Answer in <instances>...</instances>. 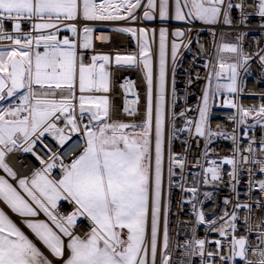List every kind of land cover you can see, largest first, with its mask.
Listing matches in <instances>:
<instances>
[{
  "label": "snow or ice",
  "instance_id": "obj_1",
  "mask_svg": "<svg viewBox=\"0 0 264 264\" xmlns=\"http://www.w3.org/2000/svg\"><path fill=\"white\" fill-rule=\"evenodd\" d=\"M250 15L264 20V0H0V264H194V257L199 264H264V178L256 179L257 173L264 177V102L238 103L252 62L264 79V48L245 51V32L236 33L234 42L223 31L216 39L217 26L247 27ZM157 19L158 29L133 26ZM173 21L181 26L172 28ZM197 22L213 37L210 48L199 42L198 32L192 39ZM98 31L129 36L135 50H98ZM193 43L191 63L205 57V75L196 73L205 83L194 109L177 110L181 49L190 52ZM113 66L139 70L143 111L135 81L126 77L120 84L123 106L116 109L109 95ZM184 71L188 88L192 73ZM216 107L233 110L226 118L235 125L232 132L212 129ZM181 136L186 138L177 153ZM216 138L231 141V155L209 159ZM194 139L202 141L196 171L187 169ZM28 156L35 162H21L19 170L13 161ZM225 183L232 195L224 197L226 211L217 215L215 194ZM206 187L212 191H201ZM174 189L180 191L175 214ZM208 201L211 212L204 211ZM185 206L188 219L173 225L171 217ZM81 218L87 227L77 231ZM241 223L244 234H238Z\"/></svg>",
  "mask_w": 264,
  "mask_h": 264
},
{
  "label": "built area",
  "instance_id": "obj_2",
  "mask_svg": "<svg viewBox=\"0 0 264 264\" xmlns=\"http://www.w3.org/2000/svg\"><path fill=\"white\" fill-rule=\"evenodd\" d=\"M234 3H238L239 0H233ZM246 11L252 12L253 9L249 7L247 4L245 5ZM239 14L234 12L233 13V19L236 21H239ZM247 27H244L243 25H239L238 23L233 24L231 27L220 25L216 28V39L219 40L220 38V32L223 31L229 35L225 37L226 41H235V35L238 32H245L246 36L244 37L243 47L245 51L248 52H255L257 49V46L264 48V28H261L260 25L264 23V20L260 18L257 15H250L248 17V20L246 21ZM135 27H145L150 29L156 28L158 29L161 24L159 23L158 19L151 22H143L140 24L133 25ZM177 26H181L180 24H176L174 22H171V27L175 28ZM105 27H111V25H106ZM197 32L199 33L198 39L199 42L202 44H205V47L210 48L212 46V39L213 37L209 33L206 26L200 25L198 22L193 29L192 33V39L195 41L197 39ZM151 39V36L149 37ZM157 39H158V32H157ZM95 43L97 45V49L104 51V52H111L112 55H115L117 52L121 54H126L127 52L135 50V42L130 41L129 36L120 34V33H113L109 31L104 32H96L95 34ZM192 51H186L184 49H181L180 54V67L177 70L176 73V88H177V95L178 97H181V99L177 100V110L181 106H187L191 108H195L198 103V97L201 93V88L203 87L205 81L203 79H196V73L199 72L200 77H203L205 75V72L202 68L203 59L205 57H197L195 61V66L192 65V61L194 56H196L197 53V47L196 44L193 43ZM169 54H170V48H169ZM185 69H189L192 73L193 83L190 87L186 88L187 85V73L184 71ZM113 73V84H112V92L109 93L110 98L112 99L113 104L116 106V109H120L123 106L124 101V94L123 89L120 87V84L124 82L123 78L131 79L132 81H135V84L137 86L139 96H140V110L143 111L144 107V96H145V87L141 82V73L137 69H129V68H121L116 69L114 66L112 68ZM251 75H246L244 77V94L238 97V103L248 107L252 105H259L264 100L261 98V93H264V79H258L259 73H260V66L252 62L251 63ZM172 77H171V64L169 63V74H168V90L169 93L171 92V83ZM187 92L186 97V105L185 100L183 99L185 97V93ZM248 93H256L257 95H248ZM135 97L131 94L129 95V99H134ZM233 110L227 109V108H221L216 107L213 111V116L211 119V127L212 129L217 128H226L229 132H232L235 128V125L227 123L226 118L231 115ZM191 116H195L196 113L193 112L190 114ZM124 119H128L127 117H124ZM180 123V122H178ZM243 130L241 129V132ZM261 130L259 127L255 129V137L257 141L261 138ZM253 136V132L249 131L248 133V139H251ZM186 138V136H181L179 140L175 142L174 148L177 153H180L182 151L181 149V142ZM246 145V141L244 142ZM192 147L187 153L188 158V165L187 169H191L192 171H196L198 169H193V164H199L202 153V141L199 139H194L191 141ZM74 145H70L68 149L65 150V155L70 152L71 147ZM210 149H214V152H209V159H214L216 157L222 156V155H231V141L230 140H224L221 138H216L213 140V142L209 145ZM261 156L259 147L256 148V157L259 159ZM23 163L25 165H29L30 163H34V158L28 156L24 157L22 161H13L14 164H16L17 168L21 171H23V168H20V163ZM249 165L245 164L243 166L244 172L241 174V180L246 181L247 180V169ZM186 169V175H187V184L191 186L192 184V176ZM228 166H225L224 168V174H225V182L227 180V171ZM253 172L256 173V168H253ZM264 177H261L258 173L256 174V179H261ZM245 190V185L242 183L240 185V191L243 193ZM201 191H212L210 187L202 188ZM232 193L229 191L226 183L222 185L219 189L216 190L215 194V201L216 205V214L222 215L226 211V206L223 203V199L226 196H231ZM180 196L179 189H174L172 194V206L171 211L172 213L178 212V206H177V199ZM245 197L241 195L240 202H244ZM62 207L65 210H68V205L66 202H62ZM204 211L205 212H211V210L214 207V204L212 201H208L205 203ZM230 207V206H229ZM244 212L241 211L239 213L240 217L242 218L244 216ZM253 215H256V210L253 209ZM261 217H264V212L260 213ZM188 219L187 216V206H185L184 213H181L179 217L176 215H173L171 217V220L173 221V225L175 224L176 219ZM80 227L77 229V231L85 230L87 227V221L81 220L78 223ZM173 232H175V227L172 229ZM238 234H244L243 232V224L241 223L239 226V232ZM198 236L200 238H203L204 236V230L203 226H200L198 230ZM211 239H217L219 238L216 234H210ZM249 246L253 245L255 243V237L250 236L248 240ZM212 250L215 251V245H212ZM248 258L251 259L253 257V253L249 251L247 253ZM194 264H199V258L194 257L193 258Z\"/></svg>",
  "mask_w": 264,
  "mask_h": 264
},
{
  "label": "rangeland",
  "instance_id": "obj_3",
  "mask_svg": "<svg viewBox=\"0 0 264 264\" xmlns=\"http://www.w3.org/2000/svg\"><path fill=\"white\" fill-rule=\"evenodd\" d=\"M174 23H177L175 21H173ZM178 24V23H177ZM151 30V29H150ZM158 40V39H157ZM169 63L171 64V59H170V54H169Z\"/></svg>",
  "mask_w": 264,
  "mask_h": 264
},
{
  "label": "crops",
  "instance_id": "obj_4",
  "mask_svg": "<svg viewBox=\"0 0 264 264\" xmlns=\"http://www.w3.org/2000/svg\"><path fill=\"white\" fill-rule=\"evenodd\" d=\"M67 34H68V33H62L61 36L63 37V35H67ZM79 220H80V219H79ZM79 220H78V222H79Z\"/></svg>",
  "mask_w": 264,
  "mask_h": 264
}]
</instances>
